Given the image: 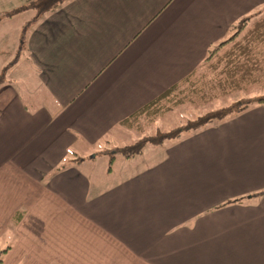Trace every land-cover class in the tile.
Masks as SVG:
<instances>
[{
    "label": "crops",
    "instance_id": "0c3cea01",
    "mask_svg": "<svg viewBox=\"0 0 264 264\" xmlns=\"http://www.w3.org/2000/svg\"><path fill=\"white\" fill-rule=\"evenodd\" d=\"M261 7L69 0L29 21L19 44L40 99L0 81V264H264V103L144 156L115 145L109 182L81 153Z\"/></svg>",
    "mask_w": 264,
    "mask_h": 264
},
{
    "label": "trees",
    "instance_id": "16d2710c",
    "mask_svg": "<svg viewBox=\"0 0 264 264\" xmlns=\"http://www.w3.org/2000/svg\"><path fill=\"white\" fill-rule=\"evenodd\" d=\"M67 1L69 0H30L27 4L4 13L13 16L31 9V21L41 14L56 10ZM231 30L232 34L210 49L192 72L131 112L120 121V125L125 129L141 132L144 130L143 119L145 123L153 122L183 103L203 105L226 96L231 98L235 94L246 95L245 98L222 103L216 108L204 111L196 118L188 119L183 126L187 130H194L212 121L240 113L254 103H264V96L258 97L261 92L247 96L253 87H264V7L240 20ZM178 128L179 126L168 131L158 130L156 135H143L118 149L125 155L138 153L146 142L157 143L164 138L177 137ZM261 193L264 194V190ZM21 215V211L16 212L13 221L17 222ZM8 248L9 246L0 249V263Z\"/></svg>",
    "mask_w": 264,
    "mask_h": 264
},
{
    "label": "rangeland",
    "instance_id": "374dc122",
    "mask_svg": "<svg viewBox=\"0 0 264 264\" xmlns=\"http://www.w3.org/2000/svg\"><path fill=\"white\" fill-rule=\"evenodd\" d=\"M29 1L30 0H0V14L2 16V19L0 20V50L2 51V53H0V79L3 82H11L22 88V94L25 97L27 96L28 99L38 100L40 99L38 96L40 85L36 80L35 73L31 71L32 69L27 61L26 47H24V50H20L21 45L19 44L22 35L26 32L25 29L29 25L28 21H30V18L33 16V11L31 9L23 10L13 16H7L4 13L16 9L18 6L27 4ZM248 17L249 16L245 18ZM259 92L261 93L258 94ZM248 93L246 94L250 97L257 94L258 97L264 96V87H253ZM245 97L246 95L243 94H235V96H232L231 98H228L227 96L222 97L209 104L197 105L183 103L166 112L163 116L158 117L153 122L145 123V120L143 119L144 130L141 132L132 129H124V131H122L123 133L118 134L119 136L117 139H114V135L110 136V138L106 135V137L97 143V145H92L87 148L83 147V152H81L83 153L82 157L84 156V159L87 160L88 163L91 161L90 177L93 176L96 178L94 174L96 173L100 174L108 180V182L111 181V179H115L120 167L125 165L120 158H117L113 163L110 162L109 154L113 152L115 145L134 142L143 135H156L158 134V130L168 131L179 126V135L177 137L164 138L161 140V143L157 142L152 144L151 142H147L143 146L139 156H144L147 152L166 149L169 146L170 141L178 140L177 138H181L185 134L193 131L191 129L187 130L183 126L188 119L196 118L204 111L216 108L222 103H227L231 100L237 101ZM121 156L122 155H119V157ZM259 161L260 159L256 158V160L251 163V167L259 164ZM108 168H111L110 172L107 171ZM230 172L237 173L236 170H231ZM4 244V239H0V249L5 247Z\"/></svg>",
    "mask_w": 264,
    "mask_h": 264
}]
</instances>
